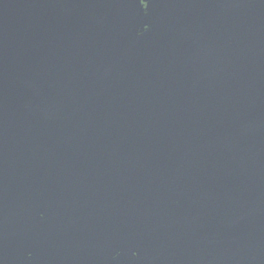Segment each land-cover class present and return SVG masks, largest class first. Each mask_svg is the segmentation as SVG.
<instances>
[{
  "label": "water",
  "instance_id": "obj_1",
  "mask_svg": "<svg viewBox=\"0 0 264 264\" xmlns=\"http://www.w3.org/2000/svg\"><path fill=\"white\" fill-rule=\"evenodd\" d=\"M0 264H264V0H0Z\"/></svg>",
  "mask_w": 264,
  "mask_h": 264
},
{
  "label": "snow or ice",
  "instance_id": "obj_2",
  "mask_svg": "<svg viewBox=\"0 0 264 264\" xmlns=\"http://www.w3.org/2000/svg\"><path fill=\"white\" fill-rule=\"evenodd\" d=\"M145 7H147V5H145Z\"/></svg>",
  "mask_w": 264,
  "mask_h": 264
}]
</instances>
